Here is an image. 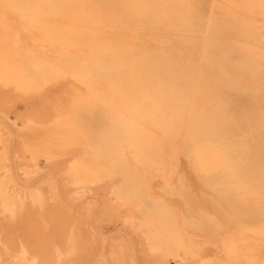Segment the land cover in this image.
<instances>
[{
    "label": "bare ground",
    "instance_id": "obj_1",
    "mask_svg": "<svg viewBox=\"0 0 264 264\" xmlns=\"http://www.w3.org/2000/svg\"><path fill=\"white\" fill-rule=\"evenodd\" d=\"M195 19L192 0H0V264H264V0Z\"/></svg>",
    "mask_w": 264,
    "mask_h": 264
},
{
    "label": "rangeland",
    "instance_id": "obj_2",
    "mask_svg": "<svg viewBox=\"0 0 264 264\" xmlns=\"http://www.w3.org/2000/svg\"><path fill=\"white\" fill-rule=\"evenodd\" d=\"M192 3L194 6V11H195V16H196L195 22H196L198 27H201L204 25L206 17L208 16V14L210 12V0H192ZM163 37H164V43L161 45V48L165 52H167L168 54L176 56L181 61H185V58L187 57L189 52L195 51L194 44L182 42L181 39L179 38V36L176 34L171 35L169 37L167 34H163ZM146 50H148V47H143V48L139 49L138 55H136L134 57L138 59L140 57V54L142 52H145ZM122 56L124 58L129 57L125 54H123ZM230 56L234 60L238 59V53L237 52L231 53ZM155 67H156V69L159 68L156 65H155ZM220 92H222V96L226 100L238 99V100L242 101L243 99H245V94L241 90L221 89ZM236 97H238V98H236ZM232 115H233L231 118L232 123L230 124V126L236 128V129L242 128V127H244V128L248 127L249 123L245 122L244 120H241V118H239V116L235 112L232 113ZM260 136H263V140H262L263 144H259V146L254 151V152H256L255 153V156H256L255 157L256 158L255 163L256 164H260V163L264 164V130L262 131V133L260 132ZM261 139H262V137H261ZM182 185L183 184L180 183L178 187H181ZM61 194L63 197H65L62 189H61ZM230 206H231V208H230ZM225 208L229 212H232L234 215H236V217H241V218H245L246 220H249L248 219L249 217L244 216V215H239L237 213L238 210L235 207H233L232 204L226 203ZM234 218H235V216H234ZM235 219H238V218H235ZM222 221L226 225H228L229 227H232L233 229H235L237 232H239L241 234L250 233L252 231L250 228H248V227H246V226H244L238 222H235L234 220H232L230 218H223ZM119 229L123 230L125 233L130 234L132 237H134V234L128 228L120 227ZM257 239L262 240V239H264V236H262V238H261V235H258ZM213 242H214V240H213Z\"/></svg>",
    "mask_w": 264,
    "mask_h": 264
}]
</instances>
